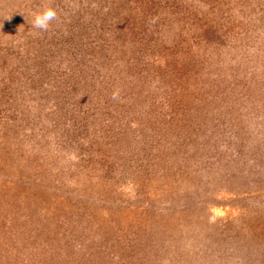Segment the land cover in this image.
I'll return each instance as SVG.
<instances>
[{
  "label": "rangeland",
  "instance_id": "obj_1",
  "mask_svg": "<svg viewBox=\"0 0 264 264\" xmlns=\"http://www.w3.org/2000/svg\"><path fill=\"white\" fill-rule=\"evenodd\" d=\"M256 186L264 0H0V264H233Z\"/></svg>",
  "mask_w": 264,
  "mask_h": 264
},
{
  "label": "trees",
  "instance_id": "obj_2",
  "mask_svg": "<svg viewBox=\"0 0 264 264\" xmlns=\"http://www.w3.org/2000/svg\"><path fill=\"white\" fill-rule=\"evenodd\" d=\"M158 3H159V0H158ZM70 86L71 85H67V93H69V89H71ZM68 103H70V101ZM108 109L109 108L105 104V102L104 103L101 102L100 104H98L99 115ZM75 110H76V107H75ZM77 110L79 111V113H81V115L87 114V111L81 110L80 108H78ZM116 110L117 109H113V111H116ZM95 116L97 117L96 114H95ZM82 119L83 118H81V120ZM80 125L86 126L85 122L80 121L79 124H77V125L73 124L71 127L77 128ZM96 134H97V136L102 135L101 132H98ZM261 189H264V187L261 188L259 186L258 187L256 186V187L252 188L251 190H243L240 193H235L236 194L235 197L239 198L242 196H252L255 199V198L261 197V195L264 194V190H261ZM247 211L248 212L246 213V215L247 216L251 215L252 211H250V210H247ZM253 213H256V214H254L250 218H247V216H246L245 221H242V223L240 225H238V227H236V228L235 227H233V228L229 227L227 230L228 226L226 225V226H223V228H224V229H222L223 231L221 230L222 234H220V236L222 238L229 240L228 243L221 245L222 248L224 250H226V255H223V256L224 257H230L231 259H234L233 264H243L245 260H246V262H248L245 251H247V254H249V253L252 254V260L250 259L251 262H254V264H264V259H263L264 254L262 256V253H264V213L258 212V210H254ZM220 252L221 251L219 250V253ZM194 253H195L196 257L197 256L200 257L197 260L198 261L197 264H203L204 263L203 262L204 261L203 255L206 254L205 250H203L201 248L198 250V248H196ZM187 264H194V263L191 262V263H187ZM220 264H228V263H227V261H224V262H220Z\"/></svg>",
  "mask_w": 264,
  "mask_h": 264
},
{
  "label": "clouds",
  "instance_id": "obj_3",
  "mask_svg": "<svg viewBox=\"0 0 264 264\" xmlns=\"http://www.w3.org/2000/svg\"><path fill=\"white\" fill-rule=\"evenodd\" d=\"M11 17V16H10ZM10 17H6L8 19ZM57 19V11L53 7H45L33 14L32 27L39 31H47L52 21Z\"/></svg>",
  "mask_w": 264,
  "mask_h": 264
}]
</instances>
